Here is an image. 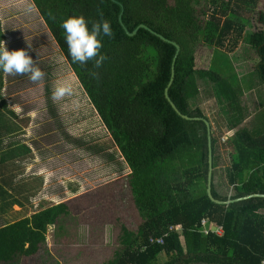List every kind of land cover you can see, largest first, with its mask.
<instances>
[{
	"label": "trees",
	"instance_id": "1",
	"mask_svg": "<svg viewBox=\"0 0 264 264\" xmlns=\"http://www.w3.org/2000/svg\"><path fill=\"white\" fill-rule=\"evenodd\" d=\"M30 1L82 86L95 117L91 123L103 129L72 134L53 119L60 142L87 146V154L112 159L124 173L111 180L103 197L105 204L115 203L103 228L96 227L100 221L85 225L77 210L81 201L74 197L50 198L43 205L42 177L32 189L20 180L34 156L21 137L31 117L8 105L3 91L13 78L0 71V264H23L46 252L49 230L52 253L38 264H264V195L242 197L264 194V0ZM71 16H83L90 30L93 22L110 23L113 35L100 37L107 57L101 67L72 62L62 28ZM6 30L0 19L2 41ZM216 46L238 50L242 74L216 66L211 54ZM42 66L47 81L62 67L53 59ZM208 88L227 128L214 127L207 110L192 104ZM53 104L57 110L51 99L45 101L57 117ZM207 127L210 193L219 202L206 191ZM65 181L76 193L79 182ZM62 190L52 189L59 195ZM34 197L37 206L27 214ZM82 203L98 205L89 199ZM202 219L222 232L204 234ZM83 225L89 242L94 235L105 238L93 249L95 258L81 243ZM160 236L163 241H156Z\"/></svg>",
	"mask_w": 264,
	"mask_h": 264
},
{
	"label": "rangeland",
	"instance_id": "2",
	"mask_svg": "<svg viewBox=\"0 0 264 264\" xmlns=\"http://www.w3.org/2000/svg\"><path fill=\"white\" fill-rule=\"evenodd\" d=\"M244 14L248 15L249 13L245 12ZM0 19L5 28H10L9 31L6 30L7 37L4 41L5 44L7 46L13 45L14 47H20L18 50L27 49V53L34 60L35 66L41 69L43 73L44 69L42 64L45 60L53 59L58 61L59 65H62L53 77L55 79L51 78L47 81L43 78L42 81L33 83L29 79V76L15 79L17 77L15 75L11 76L13 80L9 83L7 82L4 86L3 92L6 95L8 105L16 113L20 115L28 114L31 117V121L25 129V134L21 137L31 149L34 148V145L40 146V149L37 151V158L27 164L24 172L25 174H31L36 170L41 173L45 171L47 173V182H50V184L54 183L52 189L58 186L63 187L60 195L56 191L54 193L52 189H48L49 193L52 192V194H48L52 198L51 202L59 199L64 201L74 197L76 200L81 201L80 207L77 210L82 220L85 221V225L98 224V221H100L102 225L96 227L103 228L105 218L110 216L112 208L115 207V203L105 204L103 197H106L109 185L118 179L119 173H124V171L112 159L104 160L99 153L87 154V146L78 149L73 146L70 148L69 144L71 143H68L67 146L61 143V134L55 129L53 119H59L62 123L66 124L65 130L72 134L84 133L91 135L97 132H103V129L100 131L101 124L91 123L95 117L89 111V108H91L90 105L88 106L86 104L87 96L74 72L65 64L61 50H59L57 44L51 37L50 32L42 22L31 1L0 0ZM237 51L227 52L226 48L216 46L211 54L215 57L216 66L225 73L236 71L242 74L243 64L241 58L237 56ZM247 51L249 53L252 52L249 48H247ZM58 83L70 85L72 91L70 95L65 96L63 99L54 101L49 95ZM48 84L52 88V92H49ZM45 92H47L46 97ZM50 99L57 104V110L54 104L51 108L58 114L57 117H53L46 110L45 101L49 102ZM192 104L203 106L207 110L214 127H226V123L215 104L209 88L195 97L192 100ZM90 124L94 127L81 130L83 126H90ZM40 131L41 135L38 134ZM35 141L39 142V144ZM93 143L102 147L101 142L98 143L97 141ZM112 148L117 151L116 146ZM118 161L123 163L121 158ZM69 178L79 182V188L76 193L70 192V188L65 181ZM42 198L43 196H41V200ZM83 199H89L90 202L95 201L98 205H88L87 207L83 205ZM37 200L38 197L34 199L36 202ZM13 206L14 209H18V206ZM36 206L37 204L31 205L28 208L27 214L32 213ZM85 225L79 228L81 243L85 244V252H88L89 255L95 258L93 249L101 246L100 244L105 241V238L100 235H94V242H89L87 237L89 236V232H87ZM200 226L204 234L209 231L216 234L222 232V227L209 226L205 219L200 221ZM109 232H106V237H110ZM46 242V252L32 256L33 259L24 260L23 264H38L45 260L43 257L46 253H52L51 247L54 245V242L50 230L47 234ZM80 249L78 248V250ZM59 264L65 263L63 260H60Z\"/></svg>",
	"mask_w": 264,
	"mask_h": 264
},
{
	"label": "clouds",
	"instance_id": "3",
	"mask_svg": "<svg viewBox=\"0 0 264 264\" xmlns=\"http://www.w3.org/2000/svg\"><path fill=\"white\" fill-rule=\"evenodd\" d=\"M62 28L65 33L68 54L73 63L85 65L89 61H94L96 68L102 66L107 57L101 53L103 43L100 37L113 35L111 25L107 20L93 22L90 30L88 22L83 16H71L63 21ZM0 71L9 76L28 75L33 83L42 81L45 75L41 69L35 66L34 60L25 50L9 51L2 40H0ZM93 75L96 74L93 73ZM71 91L70 85L58 83L52 92V98L54 101L61 100L70 95ZM110 216H114V214L111 213ZM155 240L162 242L163 238L160 236Z\"/></svg>",
	"mask_w": 264,
	"mask_h": 264
},
{
	"label": "crops",
	"instance_id": "4",
	"mask_svg": "<svg viewBox=\"0 0 264 264\" xmlns=\"http://www.w3.org/2000/svg\"><path fill=\"white\" fill-rule=\"evenodd\" d=\"M59 106V105H58ZM38 144H39V142H37ZM40 149V146H37V145H34V148H32V150H33V152H34V156H33V158L29 161V163L31 162V161H33V160H35L36 158H37V151ZM29 163H27V164H29ZM27 164H26V166H27ZM26 166H25V168H26ZM25 170V169H24ZM42 177V185H41V187H39V185H38V182H37V180H39L40 178ZM69 179H71V178H69ZM25 185L26 184H28V183H30V189H32V188H36V187H39V188H41V193H43L44 192V202H43V205L45 204V202L48 200V199H50L51 197H49L48 196V194H52V192L51 193H49L48 192V187H49V185H50V182H47V173L45 172V171H42V173L41 172H39V171H33L31 174H25V172L23 173V178L22 179H20ZM19 181V180H18ZM46 192V193H45ZM34 199H36V197H34L33 198V202H32V205H36L37 204V202L36 201H34ZM61 201V200H60Z\"/></svg>",
	"mask_w": 264,
	"mask_h": 264
},
{
	"label": "water",
	"instance_id": "5",
	"mask_svg": "<svg viewBox=\"0 0 264 264\" xmlns=\"http://www.w3.org/2000/svg\"><path fill=\"white\" fill-rule=\"evenodd\" d=\"M136 30V29H135ZM135 30H133L132 32H135ZM174 45H176V48L178 49V45L174 42H172ZM175 55H176V51H175ZM174 55V57H175ZM173 57V59H174ZM173 69V68H172ZM172 76H173V72H171V76H170V79L165 87V94H166V90L168 88V85L170 84V81L172 79ZM167 95V94H166ZM206 124L208 126V121H206ZM207 145H208V174H207V187H206V191H207V194L209 195V197L212 199V200H215L216 202H219L218 200L214 199L210 193V182H211V153H210V130H209V127H207ZM251 195H264L263 193L262 194H259V193H254V194H250V195H246V196H242V197H248V196H251Z\"/></svg>",
	"mask_w": 264,
	"mask_h": 264
},
{
	"label": "bare ground",
	"instance_id": "6",
	"mask_svg": "<svg viewBox=\"0 0 264 264\" xmlns=\"http://www.w3.org/2000/svg\"><path fill=\"white\" fill-rule=\"evenodd\" d=\"M251 196H256V195H251Z\"/></svg>",
	"mask_w": 264,
	"mask_h": 264
}]
</instances>
